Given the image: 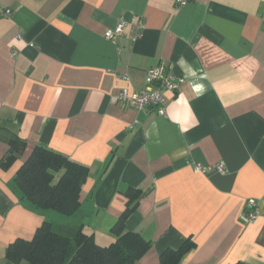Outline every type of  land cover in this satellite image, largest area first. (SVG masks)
<instances>
[{"label": "crops", "instance_id": "obj_1", "mask_svg": "<svg viewBox=\"0 0 264 264\" xmlns=\"http://www.w3.org/2000/svg\"><path fill=\"white\" fill-rule=\"evenodd\" d=\"M175 4L0 0L11 12L0 17V264L45 221L109 245L128 189L141 196L125 229L151 242L134 264H160L187 240L179 264H264V216L242 219L246 200L264 199V0ZM119 18L123 34L105 39ZM161 63L184 78L164 92V117L112 99ZM35 147L88 168L72 215L37 209L14 185Z\"/></svg>", "mask_w": 264, "mask_h": 264}, {"label": "trees", "instance_id": "obj_2", "mask_svg": "<svg viewBox=\"0 0 264 264\" xmlns=\"http://www.w3.org/2000/svg\"><path fill=\"white\" fill-rule=\"evenodd\" d=\"M13 151H9L5 162L12 160ZM29 155L13 180L23 198L37 209L53 210L64 216L75 213L80 206V190L88 168L43 147H35ZM125 195L128 202L110 228L115 239L109 245L94 243L91 235L81 231V226L63 230L45 221L31 240H16L7 246L6 260L12 264L23 261L27 264H134L151 248V242L125 229L141 192L128 189ZM193 247V242L187 240L176 250L161 252L160 264H179Z\"/></svg>", "mask_w": 264, "mask_h": 264}, {"label": "built area", "instance_id": "obj_3", "mask_svg": "<svg viewBox=\"0 0 264 264\" xmlns=\"http://www.w3.org/2000/svg\"><path fill=\"white\" fill-rule=\"evenodd\" d=\"M188 0H175V5L178 7L184 6ZM11 12L9 9H2L0 7V17L9 18ZM127 20L119 18L118 23L113 27L105 31L104 38L107 40H114L120 37L123 33V28L126 25ZM143 28L141 23L133 24L131 41L137 40L139 37L138 31ZM170 66L164 63L146 71V86L145 88L138 90L137 92L130 93L128 90H120L112 99L119 104L128 105L136 110H144L147 108H155L157 116H165V102L164 92H176L179 86L184 82V78L172 74ZM218 172L224 170L223 162H218L213 166ZM195 172L205 173L211 169V166H203L195 164L193 167ZM217 172V173H218ZM242 219L244 222H253L260 216H264V199L257 201L250 198L246 200L243 208Z\"/></svg>", "mask_w": 264, "mask_h": 264}]
</instances>
